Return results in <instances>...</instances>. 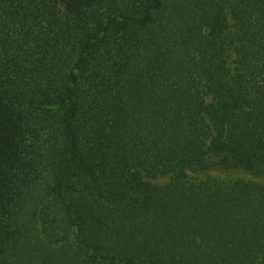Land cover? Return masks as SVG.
Segmentation results:
<instances>
[{"label": "trees", "instance_id": "16d2710c", "mask_svg": "<svg viewBox=\"0 0 264 264\" xmlns=\"http://www.w3.org/2000/svg\"><path fill=\"white\" fill-rule=\"evenodd\" d=\"M215 167L264 175V0H0V264H264Z\"/></svg>", "mask_w": 264, "mask_h": 264}, {"label": "rangeland", "instance_id": "374dc122", "mask_svg": "<svg viewBox=\"0 0 264 264\" xmlns=\"http://www.w3.org/2000/svg\"><path fill=\"white\" fill-rule=\"evenodd\" d=\"M206 174H210L224 180L246 179L250 181L264 182V175H254L250 171L244 169H222L215 167L208 172L197 173V176L204 177ZM166 181H168L167 177H159L154 180V182L158 183Z\"/></svg>", "mask_w": 264, "mask_h": 264}]
</instances>
